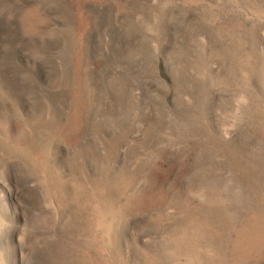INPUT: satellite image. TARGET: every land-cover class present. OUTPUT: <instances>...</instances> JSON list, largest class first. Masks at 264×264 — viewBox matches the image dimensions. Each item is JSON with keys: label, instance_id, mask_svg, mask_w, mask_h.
Masks as SVG:
<instances>
[{"label": "rangeland", "instance_id": "obj_1", "mask_svg": "<svg viewBox=\"0 0 264 264\" xmlns=\"http://www.w3.org/2000/svg\"><path fill=\"white\" fill-rule=\"evenodd\" d=\"M0 264H264V0H0Z\"/></svg>", "mask_w": 264, "mask_h": 264}]
</instances>
